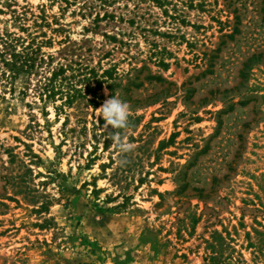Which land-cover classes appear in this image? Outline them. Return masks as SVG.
I'll use <instances>...</instances> for the list:
<instances>
[{"label": "rangeland", "instance_id": "1", "mask_svg": "<svg viewBox=\"0 0 264 264\" xmlns=\"http://www.w3.org/2000/svg\"><path fill=\"white\" fill-rule=\"evenodd\" d=\"M0 264H264V0H0Z\"/></svg>", "mask_w": 264, "mask_h": 264}, {"label": "clouds", "instance_id": "2", "mask_svg": "<svg viewBox=\"0 0 264 264\" xmlns=\"http://www.w3.org/2000/svg\"><path fill=\"white\" fill-rule=\"evenodd\" d=\"M97 117H103L106 121L104 129L109 125L115 129L127 128L129 124L130 106L127 102L121 100L119 96H114L105 100L102 106L96 109ZM114 144L118 146L121 152H128L133 149V145L122 139L118 132L110 137Z\"/></svg>", "mask_w": 264, "mask_h": 264}, {"label": "trees", "instance_id": "3", "mask_svg": "<svg viewBox=\"0 0 264 264\" xmlns=\"http://www.w3.org/2000/svg\"><path fill=\"white\" fill-rule=\"evenodd\" d=\"M27 48V47H25ZM3 64L7 67L9 70V75L11 78H13V75L19 74L21 71H26L28 67L33 64L31 59H29L28 54L24 53L23 55L14 52L11 54V59H5L3 61ZM6 74V72H5ZM46 90L49 91V94H47L48 97H52L54 95V91H51L50 89L46 88ZM69 102V101H68Z\"/></svg>", "mask_w": 264, "mask_h": 264}]
</instances>
